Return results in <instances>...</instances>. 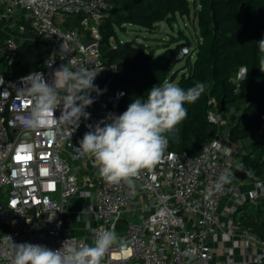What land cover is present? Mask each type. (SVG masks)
Segmentation results:
<instances>
[{"label": "built area", "instance_id": "obj_1", "mask_svg": "<svg viewBox=\"0 0 264 264\" xmlns=\"http://www.w3.org/2000/svg\"><path fill=\"white\" fill-rule=\"evenodd\" d=\"M113 9L105 0H0V23L20 22L32 33L25 38L20 31L18 37L24 39L16 40L0 31V264H12V243L55 250L67 240L79 247L93 244L103 230H114L123 242L114 244L101 264H264V237L235 221L244 204L256 206L264 199V181L248 184L234 177L238 154L262 139L264 131L239 142H231L228 132L220 131L192 157L173 152L168 145L159 164L133 178L135 195H129L133 189L127 183L102 180L93 160L75 151L88 125L118 115L113 106L124 96L121 89L112 88L118 67L105 64L100 52L99 27ZM69 17H79L80 28L67 26ZM23 41L46 42L49 50L42 68L31 73H42L49 83L61 65L97 74L94 85L102 94L90 93L94 99L86 108L90 118L82 117L74 131L62 126L49 140L44 130L23 127L30 101L18 89L25 86L22 78L28 74L8 77ZM109 43L117 48L113 38ZM192 51L184 46L176 59L192 56ZM243 76L241 69L234 80L236 91ZM64 94L58 90L59 96ZM208 104L215 108L213 99ZM61 110L62 105L57 117ZM208 120L216 125L223 121L216 110L208 112ZM166 135L175 138L177 126ZM29 155L30 159L17 158ZM225 171L232 174L231 182L218 191L215 184ZM75 196L94 200L95 208L86 204L77 213L96 223L90 237H76L64 225L63 216L69 214L67 206ZM226 199L229 204L222 209ZM122 221L126 228L120 234Z\"/></svg>", "mask_w": 264, "mask_h": 264}, {"label": "trees", "instance_id": "obj_2", "mask_svg": "<svg viewBox=\"0 0 264 264\" xmlns=\"http://www.w3.org/2000/svg\"><path fill=\"white\" fill-rule=\"evenodd\" d=\"M113 5L100 27V52L107 65H116L119 73L112 81L113 89H121L124 96L113 106L122 114L135 98H146L155 85L176 82L182 89L200 82L205 91L194 103H185L187 117L177 125V136L169 138V149L184 156H196L204 144L224 130L231 142L248 140L254 132L264 131V71L260 69L261 53L256 42L264 39V0H105ZM196 19L195 42L183 30L170 35L156 56L159 47L144 41H121L118 31L134 26L153 32L161 23L172 27L177 16ZM79 17H69L67 26L80 28ZM113 38L117 44L112 49ZM22 54L8 71L10 79L18 78L42 68L47 55L45 47L24 45ZM190 47L192 56L176 59L180 49ZM184 60L178 70L175 66ZM244 71L236 91L234 80ZM247 75V78L245 79ZM215 101V108L208 101ZM223 108V110H221ZM216 110L221 124L208 120V112ZM230 126V128H228ZM239 170L253 165L252 175L243 182L264 181V137L255 139L238 154ZM235 217L240 226L264 237V199L256 206L244 204ZM239 214V213H238ZM126 223H119L124 232Z\"/></svg>", "mask_w": 264, "mask_h": 264}, {"label": "clouds", "instance_id": "obj_3", "mask_svg": "<svg viewBox=\"0 0 264 264\" xmlns=\"http://www.w3.org/2000/svg\"><path fill=\"white\" fill-rule=\"evenodd\" d=\"M256 43L262 54L260 69L264 71V39ZM53 75L49 83L42 73H29L22 78L25 86L18 89L30 101L23 127L30 132L44 130L49 140L55 139V132L62 126H71L74 131L82 117L88 120L90 113L86 108L94 103L90 93L102 94L94 85L97 74L93 70L81 67L74 71L61 65ZM60 89L64 90L63 96L58 95ZM204 91L205 85L200 82L186 90L167 81L155 85L146 98H135L122 114H109L95 125H88L89 131L74 149L93 160L102 180L111 184L127 183L133 189L129 195H135L133 178L141 170L153 169L162 161L169 145L166 133L174 132L187 117L185 103L196 102ZM60 105L62 110L57 117L55 112ZM231 175L227 171L221 174L215 184L216 190L230 183ZM85 227L95 231L91 222ZM118 242L123 241L114 230H103L93 244L79 247L67 240L55 250L40 244L12 243V264H101L105 254ZM185 255L190 253L185 252Z\"/></svg>", "mask_w": 264, "mask_h": 264}, {"label": "rangeland", "instance_id": "obj_4", "mask_svg": "<svg viewBox=\"0 0 264 264\" xmlns=\"http://www.w3.org/2000/svg\"><path fill=\"white\" fill-rule=\"evenodd\" d=\"M0 27H2V29L4 30L2 25H0ZM178 30H183L186 33V35L191 39V41L195 42L197 40L196 19L193 15V12H191L188 18L177 16L176 21L172 24V27H169L165 23H161L160 26H158L153 32H149L144 29L143 30L139 29L138 27L126 26L125 32L118 31L117 33L121 41L136 40V39L138 41L146 40L144 42L147 45H152V47H159L156 50V56H157L163 52V49L161 47L165 43H167V40L169 39L170 35L176 36V33ZM5 31H8L9 34H12L16 40L19 39V37L17 36L18 35L17 32L13 30L10 31L9 29H6ZM192 60H194V55L192 56ZM183 65H184V60L179 62L175 66L174 70L176 71L182 68ZM2 71H5V66H2ZM173 83L176 84V82H173ZM86 204L93 205V207L95 208V203L93 199H85V201H82L80 205H78V207L75 208L74 210L75 211L78 210L79 212H82ZM78 217H79L78 219H80V215ZM74 218L75 220L77 219V217H75L73 213L64 215L63 216L64 225L66 227H69V224L75 221ZM89 218H90L89 216H83L82 219L85 223H88V222H91ZM77 221H80V220H77Z\"/></svg>", "mask_w": 264, "mask_h": 264}, {"label": "crops", "instance_id": "obj_5", "mask_svg": "<svg viewBox=\"0 0 264 264\" xmlns=\"http://www.w3.org/2000/svg\"><path fill=\"white\" fill-rule=\"evenodd\" d=\"M0 25H2L3 28H4V30H3L2 27H0V30L2 29L1 30V33H3L4 35L13 36L12 34H9L8 31H5L6 29H9L10 31L13 30V31H15L17 33H20V31H24V35L23 36L25 38H28V36L32 37V35H30L32 33L29 31V27L26 28V25L25 26H22L20 22H13V23L12 22H9V25L10 26L4 25L2 23H0ZM20 28H22V30H20ZM24 37H19V40H20V38H23L24 39ZM21 43H22V46L27 45V44H37V45H41V46H43V47L46 48L47 53H48V50H49L48 47H47V45H46V42L45 41H43V42H41L39 44L38 43H35V42H25V41H23ZM222 131H224V130H222ZM249 186L250 185H247V187L245 188V190H249L250 189ZM82 201H85V198H82L81 196H75L74 198H72L71 201H70V204L67 206L68 211H70L69 213L70 214L73 213L75 217H78L79 215L77 213L79 211L78 210L75 211L74 209L77 208L78 205H80V203ZM227 204H229V200L228 199H226V200H224L222 202L221 208L223 209L224 206L227 205ZM241 215H242V213L239 212V214L235 215V217H239ZM82 218H83L82 215H80V219H76L75 220V218H74L75 221L73 223H70L71 225L69 224V227L68 228H69L71 234L74 235V236H76V237H90L91 230H89V229H87L85 227V225L87 223H85ZM77 220H80V221H77ZM89 220L91 221V227L93 228L96 225V223H94L92 221V217H90Z\"/></svg>", "mask_w": 264, "mask_h": 264}, {"label": "water", "instance_id": "obj_6", "mask_svg": "<svg viewBox=\"0 0 264 264\" xmlns=\"http://www.w3.org/2000/svg\"><path fill=\"white\" fill-rule=\"evenodd\" d=\"M28 50L22 46L19 45L17 47V54H18V58L24 54L27 53ZM223 110V108L221 109ZM252 170H253V165H250L249 167H246L244 169L238 170L235 172L234 177L238 180V181H243L247 176H251L252 175Z\"/></svg>", "mask_w": 264, "mask_h": 264}, {"label": "snow or ice", "instance_id": "obj_7", "mask_svg": "<svg viewBox=\"0 0 264 264\" xmlns=\"http://www.w3.org/2000/svg\"><path fill=\"white\" fill-rule=\"evenodd\" d=\"M18 159H30L31 158V156L29 155V156H25V157H17Z\"/></svg>", "mask_w": 264, "mask_h": 264}]
</instances>
